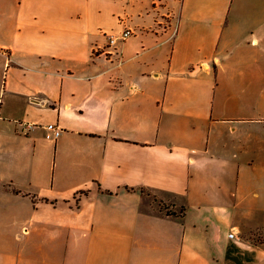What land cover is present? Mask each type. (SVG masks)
I'll return each instance as SVG.
<instances>
[{
  "label": "crops",
  "instance_id": "crops-1",
  "mask_svg": "<svg viewBox=\"0 0 264 264\" xmlns=\"http://www.w3.org/2000/svg\"><path fill=\"white\" fill-rule=\"evenodd\" d=\"M0 264H264V0H0Z\"/></svg>",
  "mask_w": 264,
  "mask_h": 264
},
{
  "label": "built area",
  "instance_id": "built-area-1",
  "mask_svg": "<svg viewBox=\"0 0 264 264\" xmlns=\"http://www.w3.org/2000/svg\"><path fill=\"white\" fill-rule=\"evenodd\" d=\"M132 35H133V31L130 28H124L118 34H113V33L105 34V38L107 41L106 48L107 50H109L108 53L112 54L116 50V47L119 43L124 42ZM47 129L53 131L55 137L59 136L61 133V129L56 125L50 124L47 126ZM229 237L232 238L233 234H230Z\"/></svg>",
  "mask_w": 264,
  "mask_h": 264
},
{
  "label": "trees",
  "instance_id": "trees-1",
  "mask_svg": "<svg viewBox=\"0 0 264 264\" xmlns=\"http://www.w3.org/2000/svg\"><path fill=\"white\" fill-rule=\"evenodd\" d=\"M9 189L14 193V194H20V195H26L24 193H22L21 191L19 190H16L14 188H11L9 187ZM142 193L144 192L143 189L140 190ZM106 193L110 194V192H107ZM160 207L162 210H166V214L169 215V216H174V217H181L182 215H184V212H185V209L184 208H181L179 210H176V211H171L169 210L164 204H160Z\"/></svg>",
  "mask_w": 264,
  "mask_h": 264
}]
</instances>
